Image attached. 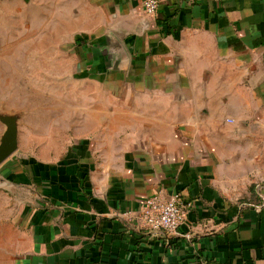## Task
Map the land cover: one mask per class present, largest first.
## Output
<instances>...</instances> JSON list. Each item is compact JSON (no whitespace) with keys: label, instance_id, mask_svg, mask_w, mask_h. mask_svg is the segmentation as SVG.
Returning <instances> with one entry per match:
<instances>
[{"label":"crops","instance_id":"obj_1","mask_svg":"<svg viewBox=\"0 0 264 264\" xmlns=\"http://www.w3.org/2000/svg\"><path fill=\"white\" fill-rule=\"evenodd\" d=\"M79 1L68 146L0 168V264H264V0Z\"/></svg>","mask_w":264,"mask_h":264},{"label":"rangeland","instance_id":"obj_2","mask_svg":"<svg viewBox=\"0 0 264 264\" xmlns=\"http://www.w3.org/2000/svg\"><path fill=\"white\" fill-rule=\"evenodd\" d=\"M71 1L80 2L0 0V143L7 118L18 128V149L6 162L50 158L67 149L69 125L50 118L65 107L68 94L83 93L82 84L79 90L67 88L76 81L67 45L80 26L79 11L72 15L67 7Z\"/></svg>","mask_w":264,"mask_h":264},{"label":"built area","instance_id":"obj_3","mask_svg":"<svg viewBox=\"0 0 264 264\" xmlns=\"http://www.w3.org/2000/svg\"><path fill=\"white\" fill-rule=\"evenodd\" d=\"M160 7L159 0H145L144 14L155 17ZM191 203H185L180 195L165 200L161 195L149 198L139 211L141 226L150 232L176 233L183 224Z\"/></svg>","mask_w":264,"mask_h":264},{"label":"water","instance_id":"obj_4","mask_svg":"<svg viewBox=\"0 0 264 264\" xmlns=\"http://www.w3.org/2000/svg\"><path fill=\"white\" fill-rule=\"evenodd\" d=\"M13 118H7V129L0 143V166L6 162L18 149V128Z\"/></svg>","mask_w":264,"mask_h":264}]
</instances>
